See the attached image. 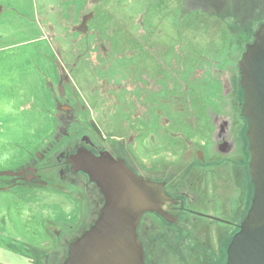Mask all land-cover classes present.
Instances as JSON below:
<instances>
[{"label":"flooded vegetation","instance_id":"flooded-vegetation-1","mask_svg":"<svg viewBox=\"0 0 264 264\" xmlns=\"http://www.w3.org/2000/svg\"><path fill=\"white\" fill-rule=\"evenodd\" d=\"M4 1V108L22 113L31 96V112L44 95L54 125L42 139L6 141L0 194L59 198L74 218L47 230L65 240L105 203L74 157L121 162L173 200L165 218L139 221L145 264L156 263L157 242L165 264H225L253 195L238 63L264 24V0ZM34 42L33 58L16 59Z\"/></svg>","mask_w":264,"mask_h":264},{"label":"water","instance_id":"water-1","mask_svg":"<svg viewBox=\"0 0 264 264\" xmlns=\"http://www.w3.org/2000/svg\"><path fill=\"white\" fill-rule=\"evenodd\" d=\"M243 91L241 114L248 122L249 177L253 195L226 249L225 264H264V24L238 63ZM109 160V161H108ZM87 153L74 157L76 172L88 176L105 199L97 220L68 246L63 264H145L137 235L141 217L165 218L173 200L160 183L142 180L123 163Z\"/></svg>","mask_w":264,"mask_h":264},{"label":"rangeland","instance_id":"rangeland-1","mask_svg":"<svg viewBox=\"0 0 264 264\" xmlns=\"http://www.w3.org/2000/svg\"><path fill=\"white\" fill-rule=\"evenodd\" d=\"M31 1L20 0V3L31 4ZM0 3L7 4L4 0ZM3 25L0 24V27ZM7 31H11L10 27L5 29V33ZM31 36L37 38L39 35L31 33L29 36H21L20 42L32 40ZM31 44L21 48L25 49V55L21 57L23 59L20 60L19 55L15 56L16 59L26 63L27 56L33 58L32 48L38 46V42ZM1 45L0 43V47L5 46ZM5 58L3 60L0 58V62L8 60L9 54ZM35 59L39 62L36 56ZM188 66L190 65H185V69H188ZM6 76V72L0 68V170L5 169L4 156L8 154V151L3 147L7 140L22 139L24 141L33 136L42 139L52 132L54 125L50 98H45L43 94V96L34 97L36 108L31 112L27 105L31 96L24 97L22 102L26 105L22 113L17 109L8 111L4 108L8 100L1 89L5 86ZM58 199L50 196L37 198L29 192L0 194V264H42L43 261H48V264H62L68 244L92 224L95 216H90L84 224L76 226L79 228V233L64 237L65 240L61 238L60 241H56L47 228L55 227L60 217H63V221L69 222V219L74 218L75 215L71 211L67 213L62 201ZM156 246L158 250L156 263L152 264H165L164 244L157 242Z\"/></svg>","mask_w":264,"mask_h":264}]
</instances>
